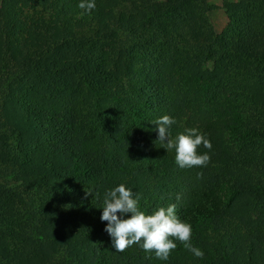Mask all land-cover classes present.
<instances>
[{
	"label": "trees",
	"instance_id": "obj_1",
	"mask_svg": "<svg viewBox=\"0 0 264 264\" xmlns=\"http://www.w3.org/2000/svg\"><path fill=\"white\" fill-rule=\"evenodd\" d=\"M224 1L219 33L207 0L0 2V264H264V0ZM163 115L211 142L206 167H177ZM120 183L146 214L176 203L203 259L115 251L100 216Z\"/></svg>",
	"mask_w": 264,
	"mask_h": 264
},
{
	"label": "clouds",
	"instance_id": "obj_2",
	"mask_svg": "<svg viewBox=\"0 0 264 264\" xmlns=\"http://www.w3.org/2000/svg\"><path fill=\"white\" fill-rule=\"evenodd\" d=\"M84 13L91 14L96 9V0H79L77 5ZM156 125L158 140L167 152L175 151V164L180 169L206 167L210 156L207 152L200 154L197 149L203 145L211 149V142L197 128L185 129L172 137L174 117L163 115L153 121ZM90 193L96 194L95 189ZM142 195L125 183H120L103 193L102 213L100 219L106 221L105 231L109 234L112 247L123 252L133 245H138L145 253H154L160 261H168L176 241L198 259H203L204 252L191 243L192 226L182 221L177 215V204L158 207L151 214L140 208ZM181 194L176 195V201ZM130 214V215H129Z\"/></svg>",
	"mask_w": 264,
	"mask_h": 264
},
{
	"label": "rangeland",
	"instance_id": "obj_3",
	"mask_svg": "<svg viewBox=\"0 0 264 264\" xmlns=\"http://www.w3.org/2000/svg\"><path fill=\"white\" fill-rule=\"evenodd\" d=\"M2 0H0L1 2ZM156 1H164V0H156ZM230 3V5L237 7L238 3L240 0H226ZM224 0H207V4L209 7V12H208V18H209V22L212 26L213 31H215L216 33H219L223 30V28L226 26L227 21H228V16L225 10V5H224ZM207 66H211L209 63L207 64ZM3 89V87H2ZM1 102H0V107H1ZM3 119H0V151H1V145L7 143H11L12 139L10 138V132H8L3 123ZM3 159L0 157V160ZM2 162V161H1ZM7 165V164H6ZM6 165L5 164H1L0 163V171H5L6 169ZM12 167H10L8 170V173L5 174V176L7 174H9L10 176H12V172H11ZM0 180H9L10 177H7L5 179H3L2 175L0 174ZM73 200V198H69V203ZM66 206L62 205L61 209H64Z\"/></svg>",
	"mask_w": 264,
	"mask_h": 264
}]
</instances>
